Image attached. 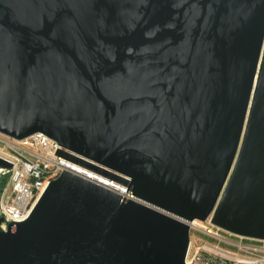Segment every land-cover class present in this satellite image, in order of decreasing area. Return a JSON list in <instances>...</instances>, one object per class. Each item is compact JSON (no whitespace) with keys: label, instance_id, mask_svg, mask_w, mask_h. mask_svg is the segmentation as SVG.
<instances>
[{"label":"water","instance_id":"95a60500","mask_svg":"<svg viewBox=\"0 0 264 264\" xmlns=\"http://www.w3.org/2000/svg\"><path fill=\"white\" fill-rule=\"evenodd\" d=\"M36 132L134 199L63 172L0 264H184L193 219L264 240V0H0V134Z\"/></svg>","mask_w":264,"mask_h":264},{"label":"built area","instance_id":"2783aa9c","mask_svg":"<svg viewBox=\"0 0 264 264\" xmlns=\"http://www.w3.org/2000/svg\"><path fill=\"white\" fill-rule=\"evenodd\" d=\"M58 151L73 155L97 169L58 154ZM0 153L10 165L8 168L0 166V177L7 175V182L0 188L1 232H7L9 228L13 231L17 224L25 222L46 189L63 172L112 191L122 201L134 199L122 181L107 173L127 181L128 176L60 146L41 132L20 140L0 134ZM186 223L189 234L184 264H264V240L230 234L213 225L209 218Z\"/></svg>","mask_w":264,"mask_h":264},{"label":"rangeland","instance_id":"374dc122","mask_svg":"<svg viewBox=\"0 0 264 264\" xmlns=\"http://www.w3.org/2000/svg\"><path fill=\"white\" fill-rule=\"evenodd\" d=\"M5 178H7V175L5 174V175H2L1 177H0V188H2L4 185H5V183L7 182L6 180H5ZM204 238V237H203Z\"/></svg>","mask_w":264,"mask_h":264},{"label":"bare ground","instance_id":"6f19581e","mask_svg":"<svg viewBox=\"0 0 264 264\" xmlns=\"http://www.w3.org/2000/svg\"><path fill=\"white\" fill-rule=\"evenodd\" d=\"M0 156H2V154L0 153ZM104 186H107V187H109V188H111L112 189V187H110L109 185H105V184H103ZM119 193V192H118ZM121 194V193H120ZM123 196V195H122Z\"/></svg>","mask_w":264,"mask_h":264},{"label":"trees","instance_id":"16d2710c","mask_svg":"<svg viewBox=\"0 0 264 264\" xmlns=\"http://www.w3.org/2000/svg\"><path fill=\"white\" fill-rule=\"evenodd\" d=\"M7 178H5V180H6Z\"/></svg>","mask_w":264,"mask_h":264}]
</instances>
